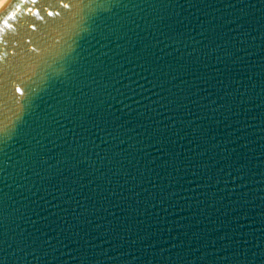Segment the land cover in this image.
Wrapping results in <instances>:
<instances>
[{"label": "water", "instance_id": "1", "mask_svg": "<svg viewBox=\"0 0 264 264\" xmlns=\"http://www.w3.org/2000/svg\"><path fill=\"white\" fill-rule=\"evenodd\" d=\"M123 2L107 20L114 43L81 41L100 56L98 83L67 68L82 90L37 88L47 103L2 146L0 231L13 247L0 259L262 264L264 0ZM52 96L71 107L57 112ZM37 237L28 251L46 259L16 247Z\"/></svg>", "mask_w": 264, "mask_h": 264}, {"label": "snow or ice", "instance_id": "2", "mask_svg": "<svg viewBox=\"0 0 264 264\" xmlns=\"http://www.w3.org/2000/svg\"><path fill=\"white\" fill-rule=\"evenodd\" d=\"M122 7H126L123 0H0V152L4 151L3 145L17 139L23 131L26 117L40 108L41 103H47L36 91L37 88L51 96L49 89L56 88V82H59L64 84L65 88L71 87L81 91L78 87L79 78L70 76L67 68L81 71V75L86 74L93 82L98 83L92 73L98 71L97 64L93 61L101 62L100 56L84 49L81 41L91 44L88 39L91 37L102 48H108L115 42L109 34H114L115 29L111 28L107 20L112 18V14L118 15L116 9ZM42 13L51 19H46ZM29 16L43 23L38 26L28 19ZM94 29L99 35H96ZM33 33L37 35L34 36ZM57 36L59 40H56ZM61 40L63 44H60ZM38 50L44 55H31ZM96 51L99 52L100 48ZM83 52H88V56H84ZM102 55L107 56L108 53L103 52ZM89 56L92 57L91 60ZM77 64L80 65L79 69L76 68ZM65 76L68 77L67 81L62 78ZM8 82H12L14 89L11 95ZM56 91L65 95L59 88H56ZM52 99L60 105L56 111L61 114L71 107L55 96H52ZM8 112H12L15 119L9 117ZM45 114L59 124L52 113ZM39 127L44 131L48 130L43 124ZM42 134L37 131V136ZM36 143L40 144V140L37 139ZM49 167L52 165L49 164ZM36 174L40 175L39 172ZM6 211L3 196H0V228L4 227ZM5 235L0 231V254H6L13 247L11 244L8 248L4 247L7 244V240L3 238ZM38 240L37 237L31 244L21 241L24 247L19 244L16 247L27 255L36 256L35 252L28 250L34 247ZM43 243L49 248L53 247L50 240ZM13 255L16 253L13 252ZM47 255L45 252L43 258H36L46 259ZM0 264H5L3 259H0Z\"/></svg>", "mask_w": 264, "mask_h": 264}]
</instances>
